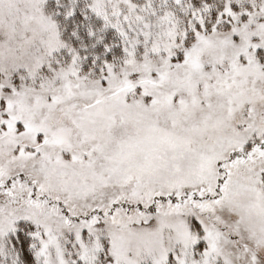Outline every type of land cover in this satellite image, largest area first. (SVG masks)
Here are the masks:
<instances>
[{
  "label": "snow or ice",
  "instance_id": "snow-or-ice-1",
  "mask_svg": "<svg viewBox=\"0 0 264 264\" xmlns=\"http://www.w3.org/2000/svg\"><path fill=\"white\" fill-rule=\"evenodd\" d=\"M0 264H264V0H0Z\"/></svg>",
  "mask_w": 264,
  "mask_h": 264
}]
</instances>
